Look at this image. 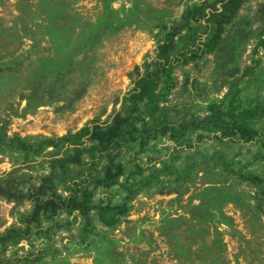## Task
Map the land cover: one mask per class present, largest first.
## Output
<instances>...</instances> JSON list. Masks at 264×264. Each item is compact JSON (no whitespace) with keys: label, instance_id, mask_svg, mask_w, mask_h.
Listing matches in <instances>:
<instances>
[{"label":"rangeland","instance_id":"1","mask_svg":"<svg viewBox=\"0 0 264 264\" xmlns=\"http://www.w3.org/2000/svg\"><path fill=\"white\" fill-rule=\"evenodd\" d=\"M217 1L0 0V177L15 168L21 188L39 184L56 149L29 155L9 139H57L106 120L188 9L194 15L178 30L176 50L194 44L199 54L168 69L140 119L149 122L162 107L171 119L208 115L212 106L252 108L253 126L264 131V0H244L218 47L200 55V32L210 36L213 25L198 21L195 8L208 11ZM169 135L127 146L118 182L90 185L93 205L130 196L115 224L96 208L90 221L78 210L42 213L29 238L9 247L13 264H264V139ZM31 208L1 197L0 232L24 228Z\"/></svg>","mask_w":264,"mask_h":264},{"label":"trees","instance_id":"2","mask_svg":"<svg viewBox=\"0 0 264 264\" xmlns=\"http://www.w3.org/2000/svg\"><path fill=\"white\" fill-rule=\"evenodd\" d=\"M217 2L221 5H210L208 11L206 7L195 8L199 10L198 21L204 19L207 28L213 25L210 36H207L208 30L200 32L199 39L203 46L200 55L218 47L225 26L231 23L244 0ZM193 15L191 9L186 10L181 21L173 26L169 39L157 44L158 55L153 66L145 64L142 75L135 79L132 89L125 93L121 107L115 109L106 120L93 119L81 131L57 139L46 135L28 138L15 136L9 139L6 144L10 148L29 155H41L49 147L56 151L49 153L50 173L43 175L39 184L30 185L27 190L11 178L15 168L0 177V198L4 197L16 204L28 201L32 206L30 212L22 216L24 228L12 225L0 232V264L15 262L7 256L9 247L29 238L33 222L38 221L42 213L51 212L49 216L53 217L60 212L78 210L85 220L90 221V211L96 208L106 224H115L119 216L126 212V201L130 196H126L125 201L116 206L93 205L94 189L89 187H109L118 182L122 173V165L117 162L118 156L129 145L139 143L144 146L160 132H169L171 139L179 141L187 132L195 130H207L244 141L264 139V131L253 126L259 113L252 108L228 113L225 109L218 111L212 106L208 115L171 119L162 107L151 112L149 122L140 119L141 105L153 99V93L168 69L176 63H186L188 54H199V48L194 44H185L176 50L175 36L182 27L190 26V17ZM201 27L202 24L197 26L198 29ZM60 185L65 188L66 195L58 191ZM21 260L26 261V257Z\"/></svg>","mask_w":264,"mask_h":264}]
</instances>
